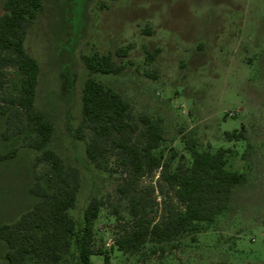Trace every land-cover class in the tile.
<instances>
[{
    "label": "rangeland",
    "instance_id": "1",
    "mask_svg": "<svg viewBox=\"0 0 264 264\" xmlns=\"http://www.w3.org/2000/svg\"><path fill=\"white\" fill-rule=\"evenodd\" d=\"M6 0H0V16ZM44 15L31 28L27 46L42 71L38 107L53 120L51 148L81 168L83 188L73 210L83 224L95 197L109 203L96 221V248L111 251L131 223L128 200L117 195L119 174L98 169L77 136L83 88L88 77L84 54L130 47L120 74L98 73L135 106L136 115L163 119L179 163H190L194 146L231 148L230 167L247 173L216 223L197 240L149 245L138 253L112 252L111 264H264V0H45ZM152 53L151 56L150 54ZM21 75L9 68L4 94L17 92ZM7 116L0 112V223H12L33 207L35 162L40 152L26 134L6 137ZM247 138L230 140L228 131ZM139 138L144 139L139 132ZM48 169L43 163L39 171ZM161 171L141 180L151 218L161 219L182 204ZM119 208V211H117ZM123 215L125 218H120ZM0 239V264H9ZM96 264H105L95 255ZM70 264H79L78 260Z\"/></svg>",
    "mask_w": 264,
    "mask_h": 264
},
{
    "label": "trees",
    "instance_id": "2",
    "mask_svg": "<svg viewBox=\"0 0 264 264\" xmlns=\"http://www.w3.org/2000/svg\"><path fill=\"white\" fill-rule=\"evenodd\" d=\"M4 8L0 16V91L6 88L9 68H16L21 75L19 90L0 97V112L7 116L5 136L26 134L28 145L40 152L31 187L37 201L17 221L0 223L9 264H70L76 259L79 264H96L95 255H103L105 264H111L115 249L138 253L151 244H179L188 236L197 240L208 231L235 189L248 181L247 173L230 167L232 149L226 147L214 151L194 146L191 162L177 164L179 151L169 144L163 119L149 113L136 115L134 104L97 76L123 72L128 64L117 57L129 56L130 47L107 53L96 50L83 55L89 74L77 136L85 142L87 155L98 169L119 174L116 192L121 200L129 201L132 216L131 226L122 230L111 251L96 248V221L109 199L93 198L85 209L83 224L75 217L73 210L83 188L82 170L50 147L56 127L38 107L42 66L29 51L27 40L45 13L46 2L6 0ZM139 132L144 139L139 138ZM226 134L230 140L247 138L239 130ZM18 153L14 148L0 154V159L15 158ZM43 163L48 169L40 172ZM158 171L162 189L166 183L182 204L159 220L151 218L146 196L139 189L144 177Z\"/></svg>",
    "mask_w": 264,
    "mask_h": 264
}]
</instances>
